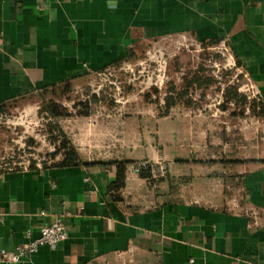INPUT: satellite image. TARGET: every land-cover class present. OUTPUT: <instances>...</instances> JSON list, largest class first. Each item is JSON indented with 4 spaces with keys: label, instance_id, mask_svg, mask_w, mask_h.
I'll return each instance as SVG.
<instances>
[{
    "label": "crops",
    "instance_id": "0c3cea01",
    "mask_svg": "<svg viewBox=\"0 0 264 264\" xmlns=\"http://www.w3.org/2000/svg\"><path fill=\"white\" fill-rule=\"evenodd\" d=\"M172 36L225 43L251 85L255 116L240 122L234 157L217 160L210 125L180 106L97 111L94 128L115 131L112 156L130 162L123 186L102 161L0 171V249L53 219L67 232L15 264H264V0H0V104ZM158 156L183 185H150L135 170Z\"/></svg>",
    "mask_w": 264,
    "mask_h": 264
},
{
    "label": "rangeland",
    "instance_id": "374dc122",
    "mask_svg": "<svg viewBox=\"0 0 264 264\" xmlns=\"http://www.w3.org/2000/svg\"><path fill=\"white\" fill-rule=\"evenodd\" d=\"M229 53L228 49L222 50L219 43H199L182 36L147 43L134 57L72 83L65 95L70 100L61 98L58 101L68 107L71 115L60 119L58 123L80 152L83 162L121 161L119 157L114 158L117 156H112L109 149L117 143L115 131L105 134L94 128V122L89 118L91 114L105 109H118L124 115L128 111L135 112L152 106L158 115H166L172 106H180L184 110L199 113L210 125L211 140L215 141L212 152L217 160L229 159L230 155L234 157L239 124L250 123L256 110L251 108V101H255L252 97H247L245 102L239 104L225 102L223 93L227 85L235 84L239 88L245 83L244 76L233 64ZM194 72L201 80L212 77L214 82L205 88L199 87L196 82L184 97L177 98L176 104L166 109L164 97L170 87H175L176 90L171 94L176 97L177 91L183 90L186 79H191ZM86 91L97 94L99 101L90 105V114L77 115L76 110L79 108L75 109L72 104L86 101ZM238 91L250 94L246 86ZM38 98L34 95L9 102L0 113V170L3 166L8 167L7 170L15 166L28 168L32 161L39 167L43 161L53 165L62 158L61 152L56 156L51 155L56 151L58 142L50 139L47 119L42 114L38 115ZM102 119H105V114H100L98 121ZM26 139H31L32 143L26 145ZM81 142L83 144H79ZM95 144L99 146H93ZM224 145L226 148L223 150ZM140 162H146L149 167L146 180L150 185H156L163 179H167L171 188L183 185L179 178L168 175V164L163 157L140 159L132 163L135 167Z\"/></svg>",
    "mask_w": 264,
    "mask_h": 264
},
{
    "label": "trees",
    "instance_id": "16d2710c",
    "mask_svg": "<svg viewBox=\"0 0 264 264\" xmlns=\"http://www.w3.org/2000/svg\"><path fill=\"white\" fill-rule=\"evenodd\" d=\"M218 40L214 41H204L202 43L206 44H213L218 43ZM120 63L116 64L119 65ZM200 76L197 75L196 72L193 73L191 79H186L185 86L183 90L177 91L176 97L171 94L172 91L176 90L174 86L170 87L168 94L164 97V102L166 109L170 108L172 105L176 104L177 98H182L186 95L187 90L190 87H193L194 84L197 82L199 87H209L213 82L214 79L211 77H207L204 80L200 81ZM71 83H61V84H52L49 86H44L38 89L34 95H37L39 98V108H38V115L44 116L47 119L46 125L48 126V133L50 134V139L55 140L58 142L56 146V151L52 153V156H56L59 152H61L62 158L59 160L58 163L53 165L58 166H77V165H91L92 163L83 162L79 152L77 151L76 147L72 143L71 139L68 137L67 133L64 129L59 125L58 121L62 118H66L71 115V112L68 110V107L63 105L61 102H58L61 98L64 100H70L69 97L65 96L66 93L70 90ZM224 98L225 102H234V103H242L245 102L247 95L240 93L238 91V85H227L224 88ZM87 100L80 103V104H72V106L76 109L77 107V115H88L90 114L89 107L93 102L99 101V97L95 93L89 94L86 91ZM255 99V98H254ZM13 102V101H12ZM251 108L255 110L256 108V100H252ZM6 104H0V113H2L6 109ZM260 110H262V106L259 104ZM32 143L31 139H26V145H30ZM55 143V142H54ZM128 161H110V162H100L99 164L103 166H114L116 169V180L111 185L114 190H118L120 187L123 186L124 182V171ZM48 165L45 161L42 162L41 167H47ZM35 162L32 161L28 168H36ZM3 169L0 171H7L6 167H2ZM14 169H22L20 167H13L8 170ZM138 173L141 177L147 178L149 176V167H140L138 169Z\"/></svg>",
    "mask_w": 264,
    "mask_h": 264
},
{
    "label": "built area",
    "instance_id": "2783aa9c",
    "mask_svg": "<svg viewBox=\"0 0 264 264\" xmlns=\"http://www.w3.org/2000/svg\"><path fill=\"white\" fill-rule=\"evenodd\" d=\"M220 45L222 50L228 49L225 43H219V46ZM230 58H231V54H230ZM239 71L243 75L240 69ZM243 76L245 78V75ZM244 86H246V91H248V93L250 92V94H247V97L255 98V94L252 91V87L251 85H249L248 82L241 84L238 89L241 91L243 90ZM146 166H147L146 162H140L138 163L137 166H135V170L138 171L140 167H146ZM43 213L44 212L41 211V214ZM66 238H67V232L60 219H53L51 222H44L42 223L40 227L39 235L36 238L29 239L26 242L22 243L21 245H18L13 251H6L4 249H0V262L4 264H15L21 259V257L35 252L40 246L47 245L48 247L53 249L56 247V245L59 242L65 240Z\"/></svg>",
    "mask_w": 264,
    "mask_h": 264
}]
</instances>
